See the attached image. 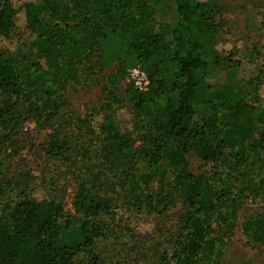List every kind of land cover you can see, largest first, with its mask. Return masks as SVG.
<instances>
[{
	"label": "trees",
	"instance_id": "obj_1",
	"mask_svg": "<svg viewBox=\"0 0 264 264\" xmlns=\"http://www.w3.org/2000/svg\"><path fill=\"white\" fill-rule=\"evenodd\" d=\"M65 1L62 8L35 0L0 5V41L25 46L23 36L31 35L44 43L29 67L0 54V264H80V257L81 264H110L122 254L126 264L147 235L117 212L159 217L176 206L170 258L142 259L215 264L245 201L264 197V104L197 98L202 84L226 79L216 69L232 65L209 44L225 25L197 0H170L178 22L155 31L153 9L163 0ZM134 68L147 77V90L129 86L120 94L119 82ZM249 85L264 103V83ZM91 89L100 90L94 104L83 113L71 106L72 93ZM28 122L47 133L44 156L71 179L78 216H67L40 179H13L7 171ZM190 149L201 163L170 179ZM243 233L264 245V217L249 220Z\"/></svg>",
	"mask_w": 264,
	"mask_h": 264
},
{
	"label": "rangeland",
	"instance_id": "obj_2",
	"mask_svg": "<svg viewBox=\"0 0 264 264\" xmlns=\"http://www.w3.org/2000/svg\"><path fill=\"white\" fill-rule=\"evenodd\" d=\"M0 0V5H2ZM208 4L215 21L222 22L225 28L221 34H217L209 41L213 48L212 55L231 57L232 65L226 72L216 69L218 79H226L218 82L219 85L202 84L197 90V98L211 99L218 103H235L245 101L254 106H263V99L253 95L249 84L255 81L264 83V37L259 33V26L264 14V0H197ZM40 8L55 4L62 8L65 0H35ZM17 7V5H15ZM152 30L160 27L171 26L178 22L175 5L170 0H163L153 9ZM25 42V43H24ZM25 46L19 43L0 41V54L12 56L23 67H29L38 61V51L44 47V43L34 36H23ZM202 43V42H201ZM41 63V61H40ZM42 64V63H41ZM232 67V68H231ZM113 68L105 70L102 77L112 73ZM228 72V73H227ZM225 73V74H224ZM228 75H227V74ZM129 86H132L128 77L121 80L117 86L118 92L124 94ZM99 89H91L79 94H71L69 100L71 106L81 113L87 106L94 104L100 97ZM128 114H122L120 121L128 123ZM47 133L36 129L33 123H25L18 136V155L8 157L6 169L13 179L36 177L40 179L42 187L50 191V194L64 203L67 216H78L72 208V198L75 187L71 179L56 166H54L43 152V144ZM252 142V140H249ZM142 140L137 138L135 148L139 151V160H143L144 147ZM200 160L190 149L186 154L184 168L170 169L169 177L173 179L185 170H193L200 164ZM184 169V170H183ZM181 212L179 206L169 210L165 214L155 217L146 216L140 212L119 210L118 217L121 222L128 223L131 228L140 235H147L145 239L137 241V247L131 254L126 264H149V260H143L144 253L155 256L157 260L162 253L170 258V241L177 234V218ZM255 217H264V197L260 199L248 198L239 213L236 229L223 256L215 264H264V245L254 242L253 238L243 233L246 223ZM158 243V246L155 244ZM134 245L130 244V246ZM105 246H98L97 252ZM124 255L116 257L113 263L123 264ZM86 259L80 257L78 263H85ZM170 264L174 262L170 261ZM205 264V263H201Z\"/></svg>",
	"mask_w": 264,
	"mask_h": 264
},
{
	"label": "built area",
	"instance_id": "obj_3",
	"mask_svg": "<svg viewBox=\"0 0 264 264\" xmlns=\"http://www.w3.org/2000/svg\"><path fill=\"white\" fill-rule=\"evenodd\" d=\"M128 78L132 86L140 92L146 91L148 87V80L144 73L138 69L134 68L128 71Z\"/></svg>",
	"mask_w": 264,
	"mask_h": 264
}]
</instances>
